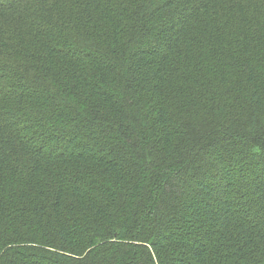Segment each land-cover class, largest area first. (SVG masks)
Wrapping results in <instances>:
<instances>
[{
  "label": "trees",
  "instance_id": "16d2710c",
  "mask_svg": "<svg viewBox=\"0 0 264 264\" xmlns=\"http://www.w3.org/2000/svg\"><path fill=\"white\" fill-rule=\"evenodd\" d=\"M0 264H264V0H0Z\"/></svg>",
  "mask_w": 264,
  "mask_h": 264
}]
</instances>
